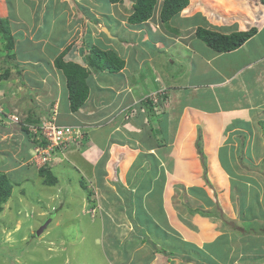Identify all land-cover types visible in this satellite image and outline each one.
Listing matches in <instances>:
<instances>
[{
    "label": "crops",
    "instance_id": "obj_1",
    "mask_svg": "<svg viewBox=\"0 0 264 264\" xmlns=\"http://www.w3.org/2000/svg\"><path fill=\"white\" fill-rule=\"evenodd\" d=\"M136 1L0 0V19L6 23L4 27L0 22V73L4 75L0 104L4 112L8 107L22 117L25 103L30 113L34 102L36 116L53 114L58 125L75 126L89 134L88 140L94 143L91 140L84 150H69L67 163L59 169L76 165L88 172L92 168L90 174H96L103 159L120 172L125 165L119 167L118 160L136 158L143 175L139 186L146 190L140 200L143 206L133 208L131 192L121 183L124 175L117 178V190L106 183V193L113 195L107 203L116 217L99 220V225L109 224L111 233L121 229L123 238L111 260L100 255L97 264H201L200 257L210 264H264L262 249L249 244L257 241L254 236L243 235L238 226H233L236 231L223 234L217 228L215 232L206 212L193 215L183 208L182 219L164 221L165 213L175 212L173 189L179 179L188 181L190 189L210 177L225 187L238 178L231 176L227 165L211 173L213 164L221 165L220 159L230 164L244 151L246 163L264 162V0H188L168 27L159 18L161 0L149 20L128 23ZM72 27L81 36L88 31L90 45L113 51L124 63L117 72L90 71L88 78L96 84L88 85V98L74 113L65 76L54 60L62 54L65 62L88 67L92 53L81 38H70ZM197 28L221 34L255 28L256 33L238 49L217 53L196 37ZM4 30L12 37L5 38ZM31 44L37 46L30 48ZM155 81L164 87V106L153 126H148L151 114L143 99L157 89ZM15 82L18 88L9 87L17 92L12 99L4 94V87ZM18 125L0 124V155L6 147L17 155L10 162L25 159L18 146L22 148L29 135ZM138 154L146 159L138 160ZM126 160L127 173L130 170V176L136 177L133 160ZM0 162H4L1 157ZM204 166L207 176L203 178ZM11 167L0 170L18 186V173ZM20 171L24 181L31 179L28 170ZM21 200L16 198L18 204ZM245 244L250 245L247 251L240 247ZM61 254L56 264H69L68 256ZM52 255L48 257L55 264Z\"/></svg>",
    "mask_w": 264,
    "mask_h": 264
},
{
    "label": "rangeland",
    "instance_id": "obj_2",
    "mask_svg": "<svg viewBox=\"0 0 264 264\" xmlns=\"http://www.w3.org/2000/svg\"><path fill=\"white\" fill-rule=\"evenodd\" d=\"M240 5L242 4L240 3L239 6ZM258 6L256 5L255 7ZM262 7H264V4H262ZM0 22L5 27L6 23L4 24V20L0 19ZM92 23L94 22L92 21ZM77 27L79 30L80 26L78 25ZM90 27L91 24L88 25L86 30L89 31ZM97 29H99L98 26ZM86 30H84L81 36L76 27H72L69 29V36L70 38L74 36L76 40L81 38L84 43L88 44V49L92 54L95 53V51H110L114 53L111 50H100L90 45V36L87 35L89 32H86ZM4 32L5 38L12 37L8 30H4ZM32 45L36 44L29 45L30 48H32ZM42 46L46 48L44 45ZM30 48L29 50L33 51ZM37 48H39V46ZM70 48H72V46H70L69 49ZM66 52L68 53V48ZM1 54L3 55L4 53ZM81 67L84 70L86 69L89 75L91 74V70L88 67L84 65ZM97 71L108 72L106 69ZM158 72L159 69L155 66L154 73L157 74ZM153 77L156 78L157 76L153 75ZM156 79L159 80V77ZM87 81L89 87H91L90 83L93 82V80L89 77ZM93 83L96 84L95 82ZM12 84L17 88L19 87V83L17 82L5 84V86L9 85L8 87H4L7 94L3 92L5 95L9 94L8 96L14 99L17 96V92L9 88L12 87ZM156 87L157 89L152 91V93L164 89L163 86L159 87L157 83ZM3 92H1V94H3ZM150 93H148V95ZM8 96H4L5 99L6 97L9 98ZM143 100L146 102L148 111L150 112L148 116L151 114V118L149 117L147 120L148 126H153L154 119H158L160 115L153 113L151 102L147 99V96L144 97ZM25 105L26 107L23 108L24 117H21L20 113L15 111L16 116L19 118L20 124L18 126H20V128H22L21 124L35 123V121L39 122L45 119V116L35 115L34 102L31 103V106L28 108L30 113L27 112L28 102L25 103ZM26 116L28 118H26ZM0 124H2V126L10 125L7 123V120L4 122L3 120L0 121ZM88 135L85 134L84 137H86V139L80 141L75 148L84 150L89 146L88 143H94V140L91 139V142L88 140ZM33 141L34 140L29 137L28 140H24V147L22 146L21 148V146H18L20 147L19 152L28 151V157L31 159L35 146L41 144V142H35L36 145L33 146ZM69 146L70 144L68 147ZM39 147L44 148V146ZM6 148L8 149L3 148L4 153L2 152L0 155L1 159L4 161L2 163L0 162V168L2 169L5 165H11V168L18 173L17 180L19 186L13 185L10 198L1 206L0 210V264H51V258L48 257V254L51 253L53 254L52 257L56 264L60 259V252L62 253V257L68 256L70 259L69 264H97V261H101L100 255H102L103 258L107 257L108 260H111L109 257H113L117 243L122 240L120 238H123V235H121L123 233L122 231L120 232L121 229L117 231L112 229L111 233L109 224L99 225V220L105 221L116 217V211L114 212L112 209L114 207L111 208L110 202L107 203V201L113 198V195L106 193L105 187L106 183L109 182L108 186L117 190V178L124 175V179H122L121 183L126 185L125 188L129 189V192H131L128 198L131 199L133 208L143 206L140 200H142V191L146 192V190L144 186L142 187V184L139 186V182L142 181L143 175L141 174L140 166L139 163L137 164L135 156H133L135 160L132 159L131 156H125L123 159L118 160L119 167L125 165L120 172L111 166V161H105V164L102 159L98 161L96 174H90L92 168L88 169L90 170L89 172L83 171L75 164V167L68 165L67 167L62 166V168L59 169L61 165L67 163L65 161L67 159L65 154L64 160L62 159V161L57 162L55 166L53 165L51 167L52 174L56 177L57 183L53 186H48L41 183V177H39L35 171L37 170L36 165L34 163L30 165L28 159L25 160L22 157L23 161L21 159L10 162V160H13L17 155L14 153L15 150H10V147ZM127 149H130L129 146ZM241 152L242 151H239V154H236L232 163L229 164L228 161H222V159H220L221 165L213 164L210 168L212 170L211 173H213V171L217 172V169L220 170L221 166L224 167L227 165L229 172L232 173L233 171L231 176L238 178V180L233 182L230 181L232 182L231 184L228 182L225 187L217 185L216 180L210 177L207 180L196 182V185L192 186L193 189H190L191 187L188 185V181L179 179L177 181V187L173 189L176 193L173 199L175 212L170 214L168 211L164 215L166 217L165 220H162L169 222L180 218L182 219V215H185V212H183V214L181 213L183 208L193 212V215L206 212L204 215H209V218H206L207 223H214L213 230L215 232H217V228L219 230L221 228L223 234L225 230L236 231L233 226H238L240 230H242L243 235L254 236L256 238V242L249 244L251 246H259L264 256V162L261 164L246 163L244 160V151ZM107 157L109 158L108 154ZM141 157L146 159L144 156ZM141 157L140 154L137 155L138 160H140ZM126 159L133 160L131 161L133 165H131L134 168L133 172L137 174L136 177L133 175L130 176V170L127 173V168L129 166H126ZM21 169L28 170L25 172L28 173L31 179L24 181V174L20 171ZM205 169L206 167L203 168V171ZM208 171H210L209 168ZM0 172L3 171L0 170ZM97 172H99V174H97ZM205 173L204 171L203 178L207 176ZM237 174L238 177H235ZM228 178L229 177H227L226 182ZM10 179L11 178H9V180ZM11 183L14 184L13 181ZM20 190L24 191L23 197H21L23 201L21 200L18 204L16 198H19L18 193ZM201 194L205 197H201ZM125 198L126 196H124V199ZM92 200L95 204L90 206ZM144 210L146 211V209ZM201 219L205 220L204 218ZM47 221H49L47 227L37 236L36 231ZM250 245L245 244L240 247H243V250L247 251V247ZM99 249L101 253L98 255L97 250ZM200 258L201 264H210Z\"/></svg>",
    "mask_w": 264,
    "mask_h": 264
},
{
    "label": "trees",
    "instance_id": "obj_3",
    "mask_svg": "<svg viewBox=\"0 0 264 264\" xmlns=\"http://www.w3.org/2000/svg\"><path fill=\"white\" fill-rule=\"evenodd\" d=\"M107 1L110 4L122 2V0ZM157 3L158 0H137L133 5L132 14L127 19L128 23L141 24L149 20ZM187 4L188 0H161L159 16L161 23L164 24L165 27H168L169 21L176 14L181 12ZM255 33V28H251L247 31L233 32L231 34H221L208 29L197 28L196 37L211 50L217 53H226L238 49ZM86 63L88 68L93 72L105 69L109 72H117L122 69L124 65L123 61L110 51H95L91 57L87 58ZM54 66L61 70L65 76L70 111L73 113L77 112L85 104L89 95V87L87 84L89 73L79 64L65 62L62 54L54 60ZM35 123L37 122L35 121ZM37 175L41 177V183L44 185L53 186L57 183V179L52 174L50 165L40 168ZM13 185L14 184L11 183L7 175L0 172V210L1 206L10 198ZM23 193L24 191L20 190L18 193L19 197H23ZM94 204L92 200L90 206Z\"/></svg>",
    "mask_w": 264,
    "mask_h": 264
},
{
    "label": "built area",
    "instance_id": "obj_4",
    "mask_svg": "<svg viewBox=\"0 0 264 264\" xmlns=\"http://www.w3.org/2000/svg\"><path fill=\"white\" fill-rule=\"evenodd\" d=\"M163 91L159 90L147 95L155 114H161L163 110L162 100L165 96ZM13 119L16 120L15 117ZM43 120L29 127V135L34 140L33 146L36 145L35 142H41L39 146H44L40 148L36 145L32 159H29V163H34L36 167L49 166L62 161L70 149L75 148L80 141L85 139V134L78 127L58 125L53 115Z\"/></svg>",
    "mask_w": 264,
    "mask_h": 264
},
{
    "label": "clouds",
    "instance_id": "obj_5",
    "mask_svg": "<svg viewBox=\"0 0 264 264\" xmlns=\"http://www.w3.org/2000/svg\"><path fill=\"white\" fill-rule=\"evenodd\" d=\"M4 77V75L2 74L1 75V73H0V81H3V78ZM2 79V80H1ZM10 109V108H9ZM8 109V107H7V110L8 111H6V108H5V112H4V110H3V108H2V105L0 104V121H2L3 120V122L5 121V120H7V123L8 124H20V122H19V118L16 116V112H11V110H9ZM162 114V113H161ZM53 114H51V115H49V116H52ZM49 116H46V117H49ZM13 117H15L16 118V120H14L13 119ZM45 117V118H46ZM43 120V119H42ZM40 122V121H39ZM39 122H37V123H30V124H21V126H22V128L25 130V132L29 135V127H30V125H36V124H39ZM62 126H66V125H62ZM75 127V126H74ZM26 137V136H25ZM29 137L31 138V136L29 135ZM26 139L28 140V138L26 137ZM70 151H71V149H70ZM23 154H24V157H25V160H27L28 159V163H29V159H30V157H28V154L26 153V151L25 152H23ZM67 154V153H66ZM64 160V159H63ZM30 165H32L31 163H29ZM57 164V163H56ZM55 166V164H52V165H50L51 167L52 166ZM43 167H46V166H43ZM43 167H37V171L40 169V168H43Z\"/></svg>",
    "mask_w": 264,
    "mask_h": 264
},
{
    "label": "water",
    "instance_id": "obj_6",
    "mask_svg": "<svg viewBox=\"0 0 264 264\" xmlns=\"http://www.w3.org/2000/svg\"><path fill=\"white\" fill-rule=\"evenodd\" d=\"M50 221V220H49ZM49 221H47L44 225H42L37 231H36V235L39 236L43 231L44 229L47 227Z\"/></svg>",
    "mask_w": 264,
    "mask_h": 264
},
{
    "label": "bare ground",
    "instance_id": "obj_7",
    "mask_svg": "<svg viewBox=\"0 0 264 264\" xmlns=\"http://www.w3.org/2000/svg\"><path fill=\"white\" fill-rule=\"evenodd\" d=\"M148 99V98H147Z\"/></svg>",
    "mask_w": 264,
    "mask_h": 264
}]
</instances>
